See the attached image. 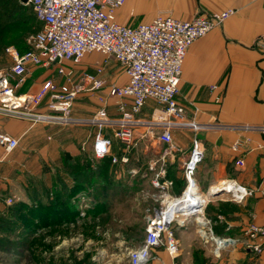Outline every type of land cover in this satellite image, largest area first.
Instances as JSON below:
<instances>
[{"label":"crops","instance_id":"obj_1","mask_svg":"<svg viewBox=\"0 0 264 264\" xmlns=\"http://www.w3.org/2000/svg\"><path fill=\"white\" fill-rule=\"evenodd\" d=\"M227 9L236 12L222 27L190 46L183 66L177 101L182 121L196 124L197 130L189 125L175 130L174 148H170L159 141L158 133L140 128L131 145L128 160L133 167L139 169L144 158L147 173L153 171L151 175L162 177L161 182H173L167 197L185 195L191 187L184 175L185 163L195 144L203 153L192 178L200 210L180 212V222L173 225L180 253L173 258L165 247H158L149 264H264V239L247 233L250 225L264 223V134L245 129L264 125V43L258 45L264 40V0L127 1L117 19L136 26L158 15L191 20ZM65 63L59 65L65 67ZM56 67L29 65L18 94L36 95L44 82L54 80ZM95 97L85 104L90 114L76 119L88 120L97 114L100 102ZM47 104L48 97L39 111L49 113ZM113 111L111 104L109 114ZM160 111L161 107L149 100L138 117L149 120ZM85 126L75 131L73 125L31 124L0 113V132L19 140L16 150L0 162V202L5 203L2 196L25 193L30 182H36L42 163L48 166L52 152L75 153L77 139L89 143L93 150L98 128ZM105 133L111 135L108 130ZM237 142L239 148L234 150ZM238 160H243L244 166H238ZM228 183L232 190L211 195Z\"/></svg>","mask_w":264,"mask_h":264},{"label":"built area","instance_id":"obj_2","mask_svg":"<svg viewBox=\"0 0 264 264\" xmlns=\"http://www.w3.org/2000/svg\"><path fill=\"white\" fill-rule=\"evenodd\" d=\"M23 2V0H22ZM127 0H26L25 5L32 8L42 29L34 39L32 49L19 54L14 48L8 52L13 58L9 70H0V113L9 117L35 122L72 124V107L78 94L98 91L105 87L102 76L109 60H115L124 70L127 82L124 85L112 84L107 97L99 96L100 108L97 114L85 123L96 125L93 152L102 159L112 152V140L105 133L111 131L115 138L125 145H133L136 131L144 128L146 132L158 133L160 142L174 148L172 129L177 125L190 126L197 130L196 124L182 121L177 96L181 82L184 62L190 46L205 37L214 28L231 18L236 10L227 9L213 14H200L191 20H180L169 15H158L149 22L136 26L121 24L118 12ZM264 40L259 42L263 46ZM99 53L104 59L95 63L94 71L84 76L79 84L71 81L58 85L54 81L43 83L36 95H19L17 88L25 81L28 66H51L69 61L79 64L87 55ZM71 80L73 72H65ZM16 79V83L13 80ZM48 97V109L60 116L45 115L35 110ZM116 100L117 117L108 111V99ZM149 100L155 101L161 111L149 120L138 114ZM179 120L180 122L172 121ZM246 130H257L264 134V125L245 126ZM19 140L10 134L0 132V162L12 154ZM240 143L234 145V150ZM114 162L117 159L114 157ZM203 153L195 144L192 154L184 166V175L189 182L194 178ZM127 163L128 158H121ZM244 166L243 160L237 161ZM194 181V180H193ZM194 183V182H193ZM162 191L168 192L171 182H156ZM264 190V187H263ZM242 191L245 192V189ZM242 196V195H240ZM181 198V197H180ZM180 198L162 196L157 206L150 210L146 218V236L139 248L129 249L130 264H149L153 252L165 247L176 258L180 253L173 225L179 221ZM11 201V200H9ZM247 233L264 239V223L252 224ZM259 249V246H256Z\"/></svg>","mask_w":264,"mask_h":264},{"label":"rangeland","instance_id":"obj_3","mask_svg":"<svg viewBox=\"0 0 264 264\" xmlns=\"http://www.w3.org/2000/svg\"><path fill=\"white\" fill-rule=\"evenodd\" d=\"M127 1L144 2V0ZM6 2L7 0H0V20L8 21L10 28H0V70L4 71L13 66V58L8 49L14 48L19 54L31 50L35 35L42 29V24L36 19L33 10L22 0H14L18 10L10 11L9 15L2 12V4ZM223 24L214 29L222 27ZM103 59L101 54L91 53L79 64L69 61H64L65 67L60 66L59 63L54 64L57 67L52 81L58 85L70 81L79 84L86 74L93 72L94 63ZM107 64L102 76L105 87L95 92L90 90L82 92L74 100L72 124L55 123L54 120L35 123L30 121L31 124L43 123L61 128L73 125L72 129L75 131L87 127L85 119L75 118L90 114L85 109V104H89L94 96L98 99L99 96L107 97V90L112 84L119 86L125 84V74L120 64L115 60H109ZM60 69L65 72L71 70L73 72L71 80L66 73H60ZM108 104V111L113 104L114 111L110 114L117 117L116 100L109 98ZM40 107L41 104L34 111L42 113L39 111ZM42 114L60 116L54 111ZM172 121L180 122L173 119ZM180 128H182L180 125H176L171 130L172 134ZM109 132L114 138L110 154L113 153V157L109 156L111 159H108L110 162L97 160L90 144H84L80 142L81 139H77L76 143L74 141L77 147L75 153L61 150L60 154L56 155L52 152L48 166L42 163L41 171L37 177H34L37 178L34 180L36 182H30L29 189L25 193H18L16 197L2 196L5 197V203L0 202V218L6 223L3 236L7 240V245L0 250V264H130L128 250L141 246L146 236V218L150 210L158 204L162 196L168 193L155 185L156 182H161L159 178L162 177L154 178L151 175L153 171L148 170V173L145 171L148 162L144 158L140 162L139 169L131 165L132 160L127 163L121 161V158H130L129 152L132 147L123 144L111 131ZM114 157L117 159L115 162ZM85 159H88L92 167L104 165V182L110 186L105 190L88 187L86 191H77L71 200V207L79 214L76 219L67 220L66 215L64 217L56 212L57 209L59 211L71 209L67 205L68 201L66 203L63 199L64 187L75 184V177L78 176L76 172H79ZM75 167L78 170L74 173ZM171 183L173 185V182ZM58 198L62 200L59 205H57L59 202L57 204L55 202ZM19 203L23 205L20 206ZM48 204L51 207L47 211L52 210L53 220L45 225V220L38 221L29 210L38 206L40 210H46L43 207ZM96 205L99 210L103 209L99 215L92 212Z\"/></svg>","mask_w":264,"mask_h":264},{"label":"trees","instance_id":"obj_4","mask_svg":"<svg viewBox=\"0 0 264 264\" xmlns=\"http://www.w3.org/2000/svg\"><path fill=\"white\" fill-rule=\"evenodd\" d=\"M2 12L5 14V15H9L10 11H16L18 10L15 3H14V0H7L6 3L2 4ZM28 7V6H27ZM31 8V7H30ZM1 9V8H0ZM32 9V8H31ZM34 13V12H33ZM36 17V16H35ZM37 19V18H36ZM8 21L6 20H0V28L1 29H10L9 26H8ZM2 26V27H1ZM107 136L112 140V143L114 144V138L110 135L107 134ZM109 156H112L113 157V153L112 155H109ZM109 156H106L105 158H102V159H97L99 161H105V160H110L111 158H109ZM108 160V161H109ZM110 162V161H109ZM81 169L79 170V172H76L78 170H76V167L74 169V173L76 172V176L75 174V178H76V181H75V184L72 185L71 187H68L67 185H65L64 187V194H63V199L64 201L67 203L68 201V206L71 208L70 210L67 208V209H63V210H58L57 209V214L58 215H61V216H64L66 215V219L67 220H74L76 219V217L78 216L79 212L72 209V203H71V200L73 198V195L75 193H77V191L79 190H83V191H86L88 189V187L92 188H96L97 190L101 189V190H105V188H108L110 185H106V182L104 177H105V169H104V165L102 164H99L95 167H92L89 165V161L88 159H85L83 164L81 165L80 167ZM106 169H107V166H106ZM73 172L71 171V174ZM112 183V182H110ZM61 199H57L55 200L56 204L59 205L61 203ZM20 206L23 205V203H19ZM56 205V207H58ZM157 206V204H156ZM39 207V206H38ZM37 207V208H38ZM51 207V205L49 206V204L46 206V207H43V209H46V210H40L41 208H31L29 210V213L32 214L35 218L38 219V221L42 222L43 220H45V225H48L50 224V222H52V210H48ZM19 209V208H18ZM22 210V208H21ZM103 211L102 210H99L97 205L93 207L92 209V212L97 214L98 215L100 214V212ZM65 217V216H64ZM0 250L3 249V246L7 245V240L6 238H4L3 234L5 233V221L0 218ZM31 229L29 228V231Z\"/></svg>","mask_w":264,"mask_h":264},{"label":"bare ground","instance_id":"obj_5","mask_svg":"<svg viewBox=\"0 0 264 264\" xmlns=\"http://www.w3.org/2000/svg\"><path fill=\"white\" fill-rule=\"evenodd\" d=\"M190 182H192L191 187L186 191V193H184L185 195L183 197H181L179 200L180 202V206L186 207L188 204H193V205H197L198 208L196 210H186V213H189L190 211H192L193 213L197 212L200 210V206H201V200L196 196V190H195V186L193 184V179H190ZM221 188L225 189V190H232L233 186L232 184L228 183L225 184L223 186H220ZM219 190V189H218ZM237 190V189H236ZM235 191V190H234ZM198 195V194H197Z\"/></svg>","mask_w":264,"mask_h":264},{"label":"water","instance_id":"obj_6","mask_svg":"<svg viewBox=\"0 0 264 264\" xmlns=\"http://www.w3.org/2000/svg\"><path fill=\"white\" fill-rule=\"evenodd\" d=\"M23 2H26V0H23ZM59 62V60H57L56 61V63L55 64H57ZM225 191H227V190H224V189H221V190H214L213 192H211V195H216V194H218V192H225ZM204 206V204L202 205V207ZM198 208V206L197 205H193V204H188L186 207H185V209L184 210H182V211H186V210H196Z\"/></svg>","mask_w":264,"mask_h":264}]
</instances>
